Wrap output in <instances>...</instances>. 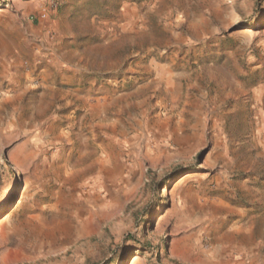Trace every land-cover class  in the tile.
Wrapping results in <instances>:
<instances>
[{
    "label": "rangeland",
    "instance_id": "374dc122",
    "mask_svg": "<svg viewBox=\"0 0 264 264\" xmlns=\"http://www.w3.org/2000/svg\"><path fill=\"white\" fill-rule=\"evenodd\" d=\"M0 264H264V0H0Z\"/></svg>",
    "mask_w": 264,
    "mask_h": 264
}]
</instances>
